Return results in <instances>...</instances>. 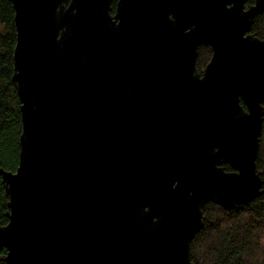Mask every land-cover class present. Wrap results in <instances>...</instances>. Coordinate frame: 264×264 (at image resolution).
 Wrapping results in <instances>:
<instances>
[{"label": "water", "instance_id": "water-1", "mask_svg": "<svg viewBox=\"0 0 264 264\" xmlns=\"http://www.w3.org/2000/svg\"><path fill=\"white\" fill-rule=\"evenodd\" d=\"M9 1L22 132L17 170L0 167L4 262L195 264L205 205L264 194V0Z\"/></svg>", "mask_w": 264, "mask_h": 264}, {"label": "trees", "instance_id": "trees-1", "mask_svg": "<svg viewBox=\"0 0 264 264\" xmlns=\"http://www.w3.org/2000/svg\"><path fill=\"white\" fill-rule=\"evenodd\" d=\"M255 0H248L254 4ZM115 5V2H114ZM252 34L264 40V14L256 18ZM17 42L15 10L9 0H0V167L15 172L19 165L22 132L20 103L15 84L14 50ZM200 47V61L210 55ZM257 170L264 180V124L260 137ZM227 171L231 168L226 166ZM9 198L0 179V227L8 223ZM204 227L191 243L195 264H264V194L249 206L234 210L208 203L204 207ZM6 251L0 252V264Z\"/></svg>", "mask_w": 264, "mask_h": 264}, {"label": "flooded vegetation", "instance_id": "flooded-vegetation-1", "mask_svg": "<svg viewBox=\"0 0 264 264\" xmlns=\"http://www.w3.org/2000/svg\"><path fill=\"white\" fill-rule=\"evenodd\" d=\"M209 49H210V55H208L207 57H206V62L203 64L201 61H200V49H199V54H198V57H197V59H196V67H197V69H198V71L200 72V74L202 75L203 74V72H204V70L206 69V67L208 66V64L210 63V61H211V58H212V55H213V51H212V49L209 47ZM232 170V169H231Z\"/></svg>", "mask_w": 264, "mask_h": 264}]
</instances>
